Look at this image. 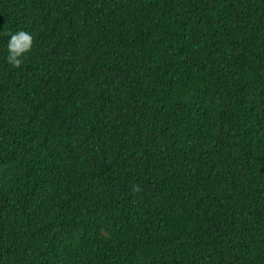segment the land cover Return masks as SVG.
Returning a JSON list of instances; mask_svg holds the SVG:
<instances>
[{
  "label": "trees",
  "instance_id": "1",
  "mask_svg": "<svg viewBox=\"0 0 264 264\" xmlns=\"http://www.w3.org/2000/svg\"><path fill=\"white\" fill-rule=\"evenodd\" d=\"M0 264H264V0H0Z\"/></svg>",
  "mask_w": 264,
  "mask_h": 264
},
{
  "label": "clouds",
  "instance_id": "2",
  "mask_svg": "<svg viewBox=\"0 0 264 264\" xmlns=\"http://www.w3.org/2000/svg\"><path fill=\"white\" fill-rule=\"evenodd\" d=\"M7 36L8 44L6 48L7 55L5 62L11 69L19 71L22 69L26 57L31 55L33 51L35 44L34 36L23 30L16 33L9 32L7 33ZM172 195L174 197L173 200L177 198L175 192H173ZM168 199L170 198L168 197Z\"/></svg>",
  "mask_w": 264,
  "mask_h": 264
}]
</instances>
